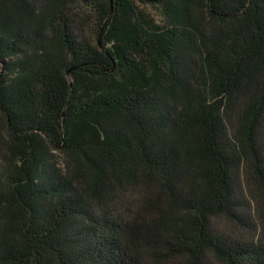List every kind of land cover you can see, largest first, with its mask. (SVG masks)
<instances>
[{"label": "trees", "instance_id": "1", "mask_svg": "<svg viewBox=\"0 0 264 264\" xmlns=\"http://www.w3.org/2000/svg\"><path fill=\"white\" fill-rule=\"evenodd\" d=\"M0 264H264V0H0Z\"/></svg>", "mask_w": 264, "mask_h": 264}, {"label": "rangeland", "instance_id": "2", "mask_svg": "<svg viewBox=\"0 0 264 264\" xmlns=\"http://www.w3.org/2000/svg\"><path fill=\"white\" fill-rule=\"evenodd\" d=\"M147 9H148V12H149L152 16H154L158 22H161V16H160V12H159L158 9H156V8H152V7H149V8H147Z\"/></svg>", "mask_w": 264, "mask_h": 264}]
</instances>
